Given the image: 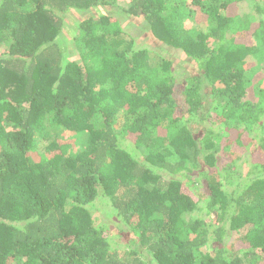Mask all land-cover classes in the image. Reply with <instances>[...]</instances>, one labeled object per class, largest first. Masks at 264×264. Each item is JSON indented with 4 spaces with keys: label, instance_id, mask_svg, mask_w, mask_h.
<instances>
[{
    "label": "trees",
    "instance_id": "trees-1",
    "mask_svg": "<svg viewBox=\"0 0 264 264\" xmlns=\"http://www.w3.org/2000/svg\"><path fill=\"white\" fill-rule=\"evenodd\" d=\"M116 2L0 0V264H264V0L120 8L198 65L185 83Z\"/></svg>",
    "mask_w": 264,
    "mask_h": 264
},
{
    "label": "rangeland",
    "instance_id": "rangeland-1",
    "mask_svg": "<svg viewBox=\"0 0 264 264\" xmlns=\"http://www.w3.org/2000/svg\"><path fill=\"white\" fill-rule=\"evenodd\" d=\"M129 3H130V0H117L115 6L111 8L110 7L104 8L103 11L105 13H108L109 15L115 16V18L118 19L117 21H119L122 24L121 26L128 33L134 36L137 46L146 48L150 52L154 51V53L156 54L159 53L162 56L170 58L173 63V73H174V76L176 77V80L179 82L185 83L187 78L197 73V71L199 70L198 65L194 61L188 59L183 52L166 47L160 41L155 39L151 35V33L146 29L143 19L129 17L128 20H125V21L122 20V18L118 15L120 8L127 7ZM243 12L250 13L254 18H256L255 16L257 15V13L254 8V4L252 2L250 3L244 2L239 6L238 13L241 14ZM76 15L78 14L76 13ZM87 15L88 13H85L84 18H86ZM80 16L82 15L80 14ZM72 25H74L73 20L70 21V26ZM195 25H196V22L194 21L192 17L185 20V26L192 27ZM69 39L71 40V38ZM64 47L65 49L69 50V57H71V59H75L78 52H77L76 46L72 43V41L69 42L68 40V43L64 44ZM1 50L2 48H0V51ZM156 54H154L153 56H156ZM258 68L260 69L257 70L256 72H261L262 74H264V65H261ZM45 135H46L45 137L46 139L45 140L43 139L41 141V143L45 145H47L54 138H59V139L61 138V139L72 140L76 146H82V143L76 140L75 134L72 132L66 131V130H59L57 132L49 128ZM221 135H224V136L223 137L220 136V138H218L217 141L220 142V146L221 148H223L227 146V142L225 141L226 139L225 134H221ZM225 149L226 147L222 149L221 151ZM232 149L233 148H230L228 151ZM250 153L251 152L249 151V149L245 150L244 154L242 155V158L238 161V163H240L241 165L240 169L244 170L245 172L250 167L249 166V160L251 156ZM106 205L107 203L105 202V199L104 200L97 199L96 202L94 203V206L91 208L92 214L95 219H98V222H101V220H107L108 218ZM108 219H109V228L112 231L119 229V227H121V224H119L117 221H114L113 216H111V214L109 215ZM113 236H114V239L112 241L113 242L112 244L115 247H119V249L127 247L126 245L127 243L125 241L124 242L119 241L115 233ZM200 249L202 251H207L206 246H202Z\"/></svg>",
    "mask_w": 264,
    "mask_h": 264
}]
</instances>
